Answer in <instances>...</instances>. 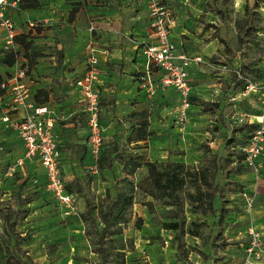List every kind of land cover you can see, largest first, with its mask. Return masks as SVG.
<instances>
[{
    "label": "rangeland",
    "instance_id": "374dc122",
    "mask_svg": "<svg viewBox=\"0 0 264 264\" xmlns=\"http://www.w3.org/2000/svg\"><path fill=\"white\" fill-rule=\"evenodd\" d=\"M38 1V8H42L41 0ZM163 1L181 14L180 18H183L188 30V33L181 38L187 43V48L200 52L205 59L202 67L196 70L194 81L199 84L202 81L208 82L209 86L202 87L204 96L201 99L209 101L212 105L201 107L198 105L200 101H197L191 107V119L201 113L206 112L207 115L204 116L205 125L196 124L201 127V132H198L201 136L199 138L196 136L197 144L192 142L194 147L196 145L202 151L197 161L189 164L202 166L207 164L214 154L220 156L222 169L218 175V182L221 192L215 203L220 208L227 203L225 198L230 192L236 191L238 194L243 192L244 185L233 179L234 174L249 171L241 161V147L246 144L248 135L240 130L243 124L235 122L234 119L246 113L245 118H250L249 114H253L254 109L258 108V102L261 105L264 102L263 98L259 99L254 94L255 91L243 94V83L238 80L235 73V68L239 66L255 83H260L264 79V0ZM65 16L62 19L59 17V25L66 23ZM55 26L56 24H49L40 17L33 18L31 22H22L23 33L28 34L32 46L28 51L23 50L18 44L15 47L0 46V81L8 78L9 66L4 63V59L11 51H18L17 60L13 65L15 69L27 67L31 71L33 67L38 69L40 65L52 69L54 66L50 57L53 54L57 57L59 44L65 45L67 49L71 45V43L48 42L50 37H56L57 32H53ZM54 68L55 71H51V75L46 76H52L58 71L64 75L63 67ZM71 68L73 70L71 77L77 76L79 72L75 71L74 66ZM64 77L66 79V76ZM72 83L73 80L64 81V85L69 87ZM52 84L56 88V82L53 81ZM230 91H236L235 100L231 98ZM61 95L59 91L55 94L50 93L49 100H58ZM149 105L142 110L126 113L119 119L102 111L101 123L105 130L103 150L116 142L120 149L132 152L142 160H149L150 144L145 140H151V136L148 135L152 133L149 131L150 125L145 126V122L148 121L150 124V121L161 115L163 111L173 113L174 109L172 101L152 100ZM210 118L211 122H209ZM108 122H111L110 126ZM139 125H142V128H139L141 127ZM179 125L182 129L186 128V125ZM140 129L146 131V136L143 138L139 135ZM206 130L210 134H206ZM205 135L208 137L206 138ZM210 137L214 138L215 146L211 147V144H208ZM21 154L22 143L19 137L13 132H5L0 121V241L6 244L9 239L6 233L4 207L29 209L16 229L22 235L27 233L31 235V240L23 243L21 247L28 250L27 256L33 263H98L100 260L96 253V235L89 232L87 225L81 219L86 198L83 202V199L74 196L75 208L68 213L54 193L48 189L45 175L39 165L35 166V173H32L28 167H24L25 171H23L21 167L15 166ZM95 164L94 159L85 163L82 182L85 197L98 204L99 197L105 196L107 190L112 194L115 192V181L123 174L116 164L113 170L104 171ZM68 175H66L67 183L70 182ZM148 175L149 169L143 165L135 175L131 176L139 187L128 223L123 225L119 234L113 236L118 252L115 254V260L110 264H233L236 262L240 257L237 249L240 247L238 241L243 246H247V238H232L228 240L230 245L227 248H220L221 240L216 238L221 234L226 239L230 238L228 226L231 224L226 222L224 226L219 225L217 217L198 214L192 211L187 202L182 216L185 219L184 230L168 228L167 223L178 218L173 216L171 206L164 205L161 200H156L148 194V190L146 191L150 187ZM37 179H39L38 183ZM150 202L152 205L149 204ZM251 214L249 212V215ZM140 219L141 226H139ZM13 242L14 239L11 238V243ZM27 256L24 254L22 257L28 259ZM0 264H16V261L0 258Z\"/></svg>",
    "mask_w": 264,
    "mask_h": 264
},
{
    "label": "crops",
    "instance_id": "0c3cea01",
    "mask_svg": "<svg viewBox=\"0 0 264 264\" xmlns=\"http://www.w3.org/2000/svg\"><path fill=\"white\" fill-rule=\"evenodd\" d=\"M41 3L43 4L42 8H23L21 0H9L6 15L15 23L16 34L24 32L22 22H31L33 18L40 17L49 24H56L53 29L54 33L57 32L56 37H50L48 39L49 43H71L68 49L65 45L59 44L57 57L54 54L50 57L53 60L52 64L54 67H63L64 75L58 71L53 73L52 76H46L51 75V71L54 72L55 68L51 69L43 65H40L38 69L33 67L28 75L32 91L50 89L53 94L57 91L62 94L61 98L48 100L47 104L59 116L55 123V131L59 139L62 160L61 171L65 180L66 175L69 174L70 182L78 179L83 189L82 179L85 174V163L93 159L89 150V132L86 116L80 111L82 95L75 86V80L86 69L87 58L90 55L89 43L92 40L95 41L94 45L98 50L97 56L100 60L97 87L101 93V115L102 111H104L110 116L119 119L126 113L142 110L150 106L149 104L152 100L154 102L172 101L173 113L163 111L161 115L152 119L150 124H148L150 125L149 131L152 133L148 135V137L151 136V140H145L150 144L148 159L150 161H183L188 164L197 161L202 150L196 145L194 147L193 143L197 144L196 136L198 138L201 136L198 133L201 132V127L199 126L205 125L204 116L207 113L198 114L196 118L194 116L191 119L192 109H190L186 128L182 129L179 123L176 122L175 110L180 98L175 87L159 88L153 96H150L140 87L139 76L145 70L146 62L142 46L150 41L149 11L151 0H41ZM72 8L77 9V11L74 19L71 20ZM173 11L177 16V21L172 31V37L178 52L194 56L198 55L204 59L200 52L188 49L187 43L183 42L181 37H184L183 35H186L188 30L184 25L183 18H180L181 14L175 8H173ZM64 16L66 17L64 19L66 23L59 25V17L62 19ZM91 25L95 26L94 30H91ZM7 41L8 31L0 25V46L10 47ZM59 51L62 52L61 57H59ZM204 62L205 59L201 63H193L190 69L191 97L194 99L191 101L193 106L197 101H200L198 105L201 107L208 106L203 105L202 101L206 100L201 99L204 96L202 87H205V85L209 86L208 82L202 81L199 84L194 81L196 70L202 67ZM73 66L76 68L75 71L79 73L77 76L71 77L73 74L71 67ZM13 67H7V70L9 69L7 77H10L14 72L15 68ZM11 68L13 69L11 70ZM64 76H66V79ZM62 80L65 82L73 80V83L69 87L64 85ZM53 81L56 82V88L52 84ZM254 91V94L259 99H264V89H256ZM235 92L230 91L231 98L235 96ZM5 96V93L0 91V121L5 132H13L17 135L16 131L12 130L2 119ZM29 101L33 102V97ZM263 108L264 102L262 105L258 102V108L254 109V113L260 114ZM30 112H32V108L24 106L19 109L15 116L22 118ZM211 121L212 119L210 118L209 122ZM110 123L108 122L109 126ZM196 124H199V126ZM205 132L210 134L208 130ZM205 136L206 138L208 137L207 135ZM208 144H211V147L215 146L214 138L210 137ZM23 154L24 146L22 144L21 156ZM262 161L263 168L260 176L256 177L250 169L249 171L236 172L233 176V179L243 184L244 187L241 194L234 191L230 192L225 198L227 200L225 206L231 208V213L227 219V222L231 224L228 226L230 238H227V240L242 237L248 240L249 230L253 229L260 233L264 243V152ZM115 164L122 171V165L118 162ZM36 165L41 167L46 180L45 168L39 160L29 161L26 167L30 168L32 173H35L34 168ZM244 166L248 168L245 163ZM24 169L22 168L23 171H25ZM38 182L39 179H37ZM77 187L76 185L75 189ZM245 192L254 198L252 207H248L247 197L244 195ZM72 194L83 199V202H85L84 198H87L84 195V191L83 193L74 191ZM243 208L244 210L242 211ZM249 212L252 214L249 215ZM238 244L240 245V247H237L240 257L236 261H241L246 254V246H243L240 241H238ZM256 264H264V255Z\"/></svg>",
    "mask_w": 264,
    "mask_h": 264
},
{
    "label": "built area",
    "instance_id": "2783aa9c",
    "mask_svg": "<svg viewBox=\"0 0 264 264\" xmlns=\"http://www.w3.org/2000/svg\"><path fill=\"white\" fill-rule=\"evenodd\" d=\"M9 0H0V25L8 31V45L15 47L14 36L16 26L10 17L6 15ZM177 16L173 9L163 0H151L149 11L150 41L144 43L142 52L146 57L145 70L139 76L140 87L150 96H153L159 88L173 86L177 90L180 102L176 107V121L182 126L187 125L192 106L190 69L193 63H201L203 57L179 53L172 37V31L176 24ZM91 30L95 29L91 25ZM95 41L89 43L90 55L84 73L75 80V86L82 95L80 111L86 116L88 127V143L92 158L98 166L104 144V127L101 123V93L97 84L100 74V60L97 56ZM264 59V57H263ZM27 67H17L10 77L0 83V91L5 93L2 119L9 127L16 131L24 146V154L16 160L15 166L24 168L29 161L39 160L45 168L46 185L54 193L57 200L70 213L75 208V198L67 190V183L61 171V150L58 135L55 131V123L58 115L49 105H36L30 102L33 97L31 82L28 77ZM235 73L243 83L242 93H248L256 89H264V79L255 83L248 75L237 66ZM233 100L236 96L232 97ZM30 107L32 112L25 117L18 118L15 114L21 107ZM239 115L235 122L260 123L253 130L247 143L242 147L245 153L244 163L257 177L262 172L264 152V108L260 114ZM11 174V173H9ZM248 207L253 206L254 198L246 192ZM264 255V243L258 231L249 230V239L246 246V254L241 261L233 264H256Z\"/></svg>",
    "mask_w": 264,
    "mask_h": 264
},
{
    "label": "trees",
    "instance_id": "16d2710c",
    "mask_svg": "<svg viewBox=\"0 0 264 264\" xmlns=\"http://www.w3.org/2000/svg\"><path fill=\"white\" fill-rule=\"evenodd\" d=\"M39 5L38 0H21L23 8H36ZM77 9H73L70 15L71 20L74 19ZM15 45L18 44L23 50L28 51L32 46V41L28 34L19 33L14 36ZM62 52L59 51V57ZM18 51H11L4 59V63L13 66L17 60ZM260 71L262 69H259ZM29 74L30 69H27ZM3 80L0 81V83ZM240 81V80H239ZM241 82V81H240ZM242 83V82H241ZM52 90L37 89L33 91V99L36 105L46 104ZM44 96V98H43ZM193 101L194 99L191 98ZM203 105H212L207 101H202ZM148 121L145 122V126ZM260 126V123H244L240 130L248 135L247 141L253 130ZM142 128V125L141 127ZM140 137L146 136V131L140 129ZM246 141V143H247ZM243 147V146H242ZM241 147V148H242ZM242 150V149H241ZM241 161L244 163L245 153L241 151ZM220 156L213 155L207 164L202 166H191L183 161H150L142 160L132 152L120 149L118 143L114 142L102 151L98 160L100 169H114L115 163L122 165L123 176L115 181V192L112 194L107 190L105 196H100V202L95 204L86 198V206L81 214L82 221L87 225L90 233H95L96 253L99 262L96 264H110L115 260L116 247L114 245V235L119 234L123 225L128 223L131 209L134 205L135 196L138 185L131 179L137 170L146 165L149 169L148 181L150 187L146 189L148 194L156 200H161L166 206H171L173 216L177 220L169 221L168 228L184 230L185 219L182 217L184 213L185 203H189L192 211L202 215H212L218 218V224L224 226L227 218L231 213V208L227 206H216V199L219 197L221 188L218 182V175L222 169ZM77 185V189H75ZM67 190L70 193L77 191L83 193L82 186L78 179L67 183ZM152 205V202L149 203ZM4 219L7 223L6 233L9 237L6 244L0 241V258L15 259L16 264H35L27 256V249H22L21 245L31 240L29 233L22 235L16 229L21 220L27 215L29 209H13L7 206L4 209ZM141 226V219L139 221ZM218 235L217 240H221L219 247L227 248L230 242ZM11 238L14 239L13 244ZM22 251V253L20 252ZM26 255L28 259L22 256Z\"/></svg>",
    "mask_w": 264,
    "mask_h": 264
}]
</instances>
